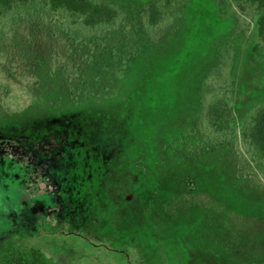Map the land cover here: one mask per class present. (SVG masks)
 I'll return each mask as SVG.
<instances>
[{
  "label": "rangeland",
  "instance_id": "rangeland-1",
  "mask_svg": "<svg viewBox=\"0 0 264 264\" xmlns=\"http://www.w3.org/2000/svg\"><path fill=\"white\" fill-rule=\"evenodd\" d=\"M111 27L30 0L0 15V246L59 264H264L261 11L249 0H92ZM232 108L216 133L208 105Z\"/></svg>",
  "mask_w": 264,
  "mask_h": 264
},
{
  "label": "trees",
  "instance_id": "trees-1",
  "mask_svg": "<svg viewBox=\"0 0 264 264\" xmlns=\"http://www.w3.org/2000/svg\"><path fill=\"white\" fill-rule=\"evenodd\" d=\"M30 0H0V15L4 16L18 6H24ZM54 11L65 10L78 16L83 25L91 28L114 26L119 11L107 2L95 3L92 0H46ZM261 11L258 18V34L264 39V0H249ZM166 3L154 0L145 9V22L149 27H157L165 18ZM209 126L216 133L227 130L232 118V108L228 101L219 99L210 103L206 109ZM244 139L264 158V106L253 115L252 126ZM0 264H59L51 257L47 248L41 244H31L22 240L7 239L0 246Z\"/></svg>",
  "mask_w": 264,
  "mask_h": 264
}]
</instances>
